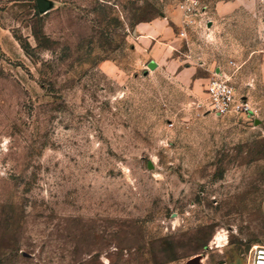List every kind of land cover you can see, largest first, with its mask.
I'll return each instance as SVG.
<instances>
[{"label":"rangeland","instance_id":"374dc122","mask_svg":"<svg viewBox=\"0 0 264 264\" xmlns=\"http://www.w3.org/2000/svg\"><path fill=\"white\" fill-rule=\"evenodd\" d=\"M52 1L0 0V264H247L264 245V0H208L185 39L177 0ZM162 19L180 48L142 62L135 28ZM218 71L255 118L207 112Z\"/></svg>","mask_w":264,"mask_h":264},{"label":"built area","instance_id":"2783aa9c","mask_svg":"<svg viewBox=\"0 0 264 264\" xmlns=\"http://www.w3.org/2000/svg\"><path fill=\"white\" fill-rule=\"evenodd\" d=\"M176 5L181 14V38H187L188 32L196 23L204 27L212 24L208 0H177ZM205 95L207 112L219 117L238 116L253 119L259 111L247 96L238 93L232 78L224 72H215L209 78ZM247 264H264V245H255L251 249Z\"/></svg>","mask_w":264,"mask_h":264},{"label":"crops","instance_id":"0c3cea01","mask_svg":"<svg viewBox=\"0 0 264 264\" xmlns=\"http://www.w3.org/2000/svg\"><path fill=\"white\" fill-rule=\"evenodd\" d=\"M135 32L136 36L132 39L133 49L142 62L166 59L165 57L174 53V49L180 48L182 41L175 34L168 19L138 24ZM260 79L264 82V74L260 75Z\"/></svg>","mask_w":264,"mask_h":264},{"label":"water","instance_id":"95a60500","mask_svg":"<svg viewBox=\"0 0 264 264\" xmlns=\"http://www.w3.org/2000/svg\"><path fill=\"white\" fill-rule=\"evenodd\" d=\"M38 12L41 15L48 14L51 10L54 9L55 3L52 0H36ZM148 68L152 71L158 68V64L154 61H151L148 65ZM186 264H200V257L190 260Z\"/></svg>","mask_w":264,"mask_h":264},{"label":"bare ground","instance_id":"6f19581e","mask_svg":"<svg viewBox=\"0 0 264 264\" xmlns=\"http://www.w3.org/2000/svg\"><path fill=\"white\" fill-rule=\"evenodd\" d=\"M225 240V238H224V236H222V235H219L218 237H217V241L218 242H223Z\"/></svg>","mask_w":264,"mask_h":264}]
</instances>
